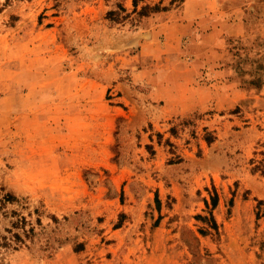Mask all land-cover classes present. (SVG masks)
I'll list each match as a JSON object with an SVG mask.
<instances>
[{
	"label": "rangeland",
	"instance_id": "1",
	"mask_svg": "<svg viewBox=\"0 0 264 264\" xmlns=\"http://www.w3.org/2000/svg\"><path fill=\"white\" fill-rule=\"evenodd\" d=\"M0 264H264V0H0Z\"/></svg>",
	"mask_w": 264,
	"mask_h": 264
},
{
	"label": "trees",
	"instance_id": "2",
	"mask_svg": "<svg viewBox=\"0 0 264 264\" xmlns=\"http://www.w3.org/2000/svg\"><path fill=\"white\" fill-rule=\"evenodd\" d=\"M13 196L10 194V193H5L4 195H3V199H11ZM2 245H8V242L7 241H4L3 243H2Z\"/></svg>",
	"mask_w": 264,
	"mask_h": 264
}]
</instances>
